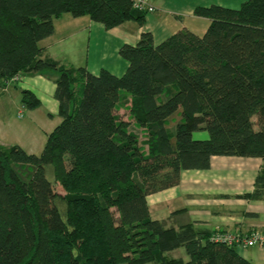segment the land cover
I'll use <instances>...</instances> for the list:
<instances>
[{"label":"trees","instance_id":"1","mask_svg":"<svg viewBox=\"0 0 264 264\" xmlns=\"http://www.w3.org/2000/svg\"><path fill=\"white\" fill-rule=\"evenodd\" d=\"M65 14L110 30L142 27L147 13L131 0H0V89L50 70L61 119L38 155L0 145V264H251L236 245L211 241L218 232L152 220L146 199L223 156L263 161L242 198L264 200V0L196 8L210 22L202 35L180 30L155 45L142 33L118 51L121 76L44 54L40 42ZM132 127L145 132L146 150ZM179 249L187 260L171 255Z\"/></svg>","mask_w":264,"mask_h":264},{"label":"crops","instance_id":"2","mask_svg":"<svg viewBox=\"0 0 264 264\" xmlns=\"http://www.w3.org/2000/svg\"><path fill=\"white\" fill-rule=\"evenodd\" d=\"M244 1L149 0L154 11L145 15L142 27L128 21L110 30L88 17L75 19L65 14L54 20L53 34L41 41L40 46L46 56L64 67H84L94 75L106 70L121 76L127 69V62L118 53L122 45H135L145 32L151 33L155 45L180 30L201 35L210 22L196 16V8L217 5L237 9ZM52 75L53 72L23 75L0 89V145H17L28 154L41 153L47 136L61 121ZM13 85L20 92L33 93L39 106L25 107L20 94V105L16 106L15 115H11L7 99L8 88ZM19 113L23 114L21 119ZM262 166L259 158L214 156L209 169L183 171L177 186L148 196L149 215L158 221L171 218L175 227L191 224L199 231L225 232L248 239L254 234L262 235L264 200L242 198L253 191ZM236 251L251 264H264V245L236 246ZM175 252L178 250L171 255Z\"/></svg>","mask_w":264,"mask_h":264},{"label":"rangeland","instance_id":"3","mask_svg":"<svg viewBox=\"0 0 264 264\" xmlns=\"http://www.w3.org/2000/svg\"><path fill=\"white\" fill-rule=\"evenodd\" d=\"M202 35V34H201ZM45 72H52L50 70H46ZM8 91L10 92V96L8 97L7 101H8V109L11 113V115H15L16 113V106H19L20 105V91L18 90V87L17 86H11L8 88ZM24 112V111H23ZM9 113V112H8ZM26 112H24V115H25ZM10 115V114H9ZM117 115L124 121L128 120V110L126 107H122V109L117 113ZM23 116V114H22ZM18 119H21V118H18ZM176 120L177 118L175 116H173L169 121H168V128H170L172 125H174L176 123ZM253 122L256 123V119L253 118ZM256 128V127H255ZM131 131H133L134 133L137 134L138 138H139V142L141 143L142 147L144 150H146L147 148V145H146V140H147V136L145 134V132H142L139 131V130H135L133 127L130 129ZM144 133V134H143ZM208 138V135L206 132H195L193 133V139L194 140H205ZM50 168H48L47 170V177L48 179H52V176H51V172L49 170ZM54 183V182H53ZM54 185V190L57 192V193H61L63 194L62 190H61V187L57 184H53ZM179 254V255H178ZM172 256H175V257H179L181 256L184 260H187V257L184 253V250L183 249H179L178 252H175V254H172Z\"/></svg>","mask_w":264,"mask_h":264},{"label":"built area","instance_id":"4","mask_svg":"<svg viewBox=\"0 0 264 264\" xmlns=\"http://www.w3.org/2000/svg\"><path fill=\"white\" fill-rule=\"evenodd\" d=\"M133 8L140 12L151 13L154 11V8L149 4V0H131ZM17 81V79H15ZM18 117H22V113L18 114ZM211 241L221 242L227 246H242V247H251L255 244L264 245V234L257 235L254 234L250 239L246 237H239L225 232H218L212 235Z\"/></svg>","mask_w":264,"mask_h":264}]
</instances>
